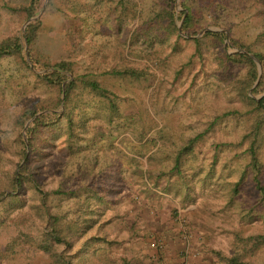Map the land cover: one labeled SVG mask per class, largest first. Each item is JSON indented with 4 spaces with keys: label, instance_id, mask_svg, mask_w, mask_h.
<instances>
[{
    "label": "rangeland",
    "instance_id": "1",
    "mask_svg": "<svg viewBox=\"0 0 264 264\" xmlns=\"http://www.w3.org/2000/svg\"><path fill=\"white\" fill-rule=\"evenodd\" d=\"M75 1L72 8L66 0H42L38 13L27 20L42 21L33 48L51 63H70L72 72L57 69L69 79L83 75L109 89L117 96L121 117L111 129L105 124L103 102L77 87L73 93L75 114L78 124L87 129L82 130L85 140L72 151L67 147L65 118L43 128L25 176L32 181H25L16 192L8 190L7 181L19 173V159L13 147L17 130L6 129L4 117L33 106L48 92L11 58H0V91L6 109V113L0 112V191L5 190L0 195V264H227L220 257L232 254L234 232L264 234V222L242 216L256 198L248 182L234 202L227 201L228 182L239 176L245 164L243 145L238 144L244 126L230 117L211 125L227 108L239 106L236 96L214 84V53L248 51L233 45L232 36L252 45L249 53H264V37L256 41L264 32V13L259 12L255 0H244L237 8L231 0L219 8L221 26H202L201 22L193 35L182 32L180 19V34L190 41H180L172 51L173 37L160 41L152 36L149 42L144 34L132 36L134 28L146 26L155 0H123V4L111 0L114 7L105 5L108 0ZM3 2L0 0V39L17 32L33 72L43 73L45 69H35L28 55L23 37L27 21L19 23L17 16L5 12ZM203 2L210 9L213 4L218 7L216 0L183 1L185 6L207 10ZM129 5L136 7L128 10ZM175 10L176 16L186 10L182 0H175ZM209 27L221 29L225 39L222 43L205 40L202 55L191 58L195 51L191 40L209 32L202 33ZM150 51L165 62L160 69H152L147 79L109 74L124 65L146 68V59L134 54ZM189 57L191 62L186 60ZM181 60L186 64L177 74ZM44 112L47 110L37 116ZM133 117L136 120L132 121ZM122 121L130 124L121 126ZM136 122L152 125L146 133L157 140L160 149L156 151L153 143L139 139ZM206 128L183 166L187 183L179 181V190H165V183L173 185L178 179L163 176L157 181L148 158L154 156V165L165 166L176 147ZM85 186L96 191L85 193ZM187 186L191 192L183 198ZM77 189L81 191L75 195ZM12 193L18 197L8 198ZM54 218L60 238L54 233ZM58 256L63 263H58ZM247 260L264 264V253Z\"/></svg>",
    "mask_w": 264,
    "mask_h": 264
},
{
    "label": "trees",
    "instance_id": "2",
    "mask_svg": "<svg viewBox=\"0 0 264 264\" xmlns=\"http://www.w3.org/2000/svg\"><path fill=\"white\" fill-rule=\"evenodd\" d=\"M183 1L184 0H182V5H184L186 10L181 11L178 16L175 15V0H155L152 2V10L145 20L146 26L142 30L140 27L134 28L132 36L136 37L137 35L144 34L146 40L149 42L153 41L152 36H155L160 41H166L170 37H173L175 41L171 44V49L172 51H176L180 46V41H190L189 39L183 38L180 34L177 25L178 20L182 19V32L186 35L195 34L201 22H203L202 26L208 24L221 26L218 20V18L221 17V15H219L221 12L219 8L220 6L226 7L231 0H216L218 7L213 4L211 9L207 3L203 2L204 6H206L205 9L208 7L207 10H209L210 13L209 17H207L209 14L207 10L197 8L194 5L185 6ZM232 1L236 2L237 8L244 0ZM107 2L108 3L105 4L107 7L115 6L111 0ZM255 2L258 4L257 7L259 8V12L264 13V0H255ZM41 3L42 0H28L27 2H10L9 0H4L2 8L5 9V12L7 11L9 14L17 16L20 21L19 23H24L38 13ZM66 3L72 6V8L77 4L75 0H66ZM119 4H123V0H120ZM132 7L136 6L129 5L127 9L132 10ZM226 10L230 11L229 8H226L225 11ZM234 10L235 9L232 8V12ZM132 12L136 15L137 10H133ZM229 14L231 13L229 12ZM74 20L77 21L78 19L74 18ZM41 24L42 21L40 19L28 23L23 37L28 45V55L33 67L35 69H45L43 73L35 74L33 72L31 65L27 62L26 51L23 48V44L17 32L9 33L4 38L0 39V58H11L18 68H22L27 73H32L36 81L48 92V95L39 99L33 106L23 107L14 116L4 117L6 120V129L14 128V130H17V136L13 141V147L19 159V173H15V175L7 181L8 190H13L15 192L21 189L25 181H32L30 176H25L29 171L30 156L39 146L38 139L43 128L53 127L62 118H65L67 147L72 151L75 149L78 142L81 143L85 140L84 136L86 135L82 130L85 132L87 129L82 128L78 124L75 114L77 100L75 101L73 93L77 87H81L85 91L87 90L91 95L98 97L103 102L107 109L105 124L111 129L116 120L121 117L117 96L109 89L102 86L95 79H90L83 75H76L72 79H69L57 69L72 72L73 69L70 63L66 61L51 63L48 59L40 57L35 52L33 45L38 37ZM263 37L264 32L257 35L256 41H260ZM224 39L225 33L217 31H209L200 38L192 39L191 41L195 44V51L191 58L197 54L202 55L205 40H214L215 43H222ZM230 40L233 45L253 52L252 45H245L233 36ZM254 53L262 64V75L259 81L258 65L248 54L242 52L227 53L226 51L214 53V60L216 63V81L214 84L218 87L222 86L227 90L228 94L236 96L239 101V106H230L227 108L221 115L215 117L211 125L222 117L237 119L243 124L244 127L238 144L243 145L242 154L244 155L245 164H243L239 176L228 182V189L226 191L227 201L228 203L234 202L237 194L241 192V186L245 182H248L255 190L256 198L250 206L243 210L244 213L242 216L244 219L261 220L264 222V95L259 99L251 95L264 94V53L262 51H254ZM134 56L137 58L144 57L148 66L143 69H138L124 65L120 68L111 69L109 74L131 80L147 79L152 69H160L165 62L164 58L153 51L146 52L145 54L136 53ZM191 58L189 57L186 59L189 60L187 62H191ZM186 60H181L179 63L177 74L184 68ZM63 94L64 103L62 104ZM3 95L4 93L0 91V99L2 98V100H0V110L2 111L0 112L2 114L6 113ZM45 110H47V112L41 113L28 123L37 112ZM56 110H62V113H57ZM134 120H136L135 117L132 118V121ZM129 124L128 122H121V126H128ZM134 125L139 126V122H136ZM151 126L152 125L148 122L145 127L141 124L138 129L135 128L134 130H138L139 139L145 141L146 144L153 143L157 151L160 149L157 140L146 133V130ZM208 129L209 128H206L204 131L186 139L181 145L176 147L172 153L167 156L168 161L165 166H162V163L154 165V156L148 158V163L150 161L152 165L151 169L154 168L157 172V181L163 176L176 177L178 179V183L176 182V184L173 185L169 181L165 183V190L169 191V188L171 189L172 187L179 190L181 187L179 181L187 183V181H185L186 171L183 169V166L191 159L197 143ZM90 142H93V140H90ZM137 158L140 157L137 156ZM147 168H149L148 164ZM83 190L86 191L85 193H93L96 191L89 186L83 187ZM4 191V189L1 190L0 195H3ZM80 191V189H77L74 194L78 195ZM190 192L191 190L187 186L183 198L189 196ZM42 195L45 194L43 193ZM17 197L18 195L15 193L8 196V198L11 199ZM54 222V233L57 238H60L61 231L57 225L56 218H54ZM260 251L264 253V234L241 235L238 232H234L233 252L230 256L220 257V260L227 264H250L247 258L255 256ZM57 258L58 263H63L62 257L58 256Z\"/></svg>",
    "mask_w": 264,
    "mask_h": 264
},
{
    "label": "water",
    "instance_id": "3",
    "mask_svg": "<svg viewBox=\"0 0 264 264\" xmlns=\"http://www.w3.org/2000/svg\"><path fill=\"white\" fill-rule=\"evenodd\" d=\"M31 20H29V21H27L26 22V24L27 23H29ZM217 31V32H221L222 30L221 29H219V28H213V27H209V28H206V29H204L203 30V32L202 33H204L205 31ZM179 31H180V33H182L181 32V24H179ZM234 52H242V53H246V54H248L255 62H256V64L258 65V72H259V75H258V81H259V79H260V77H261V75H262V69H261V62H260V60L255 56V55H253V54H251V53H249L248 51H246V50H244V49H236ZM257 81V82H258ZM264 94H262V95H260L257 99H259L260 97H262ZM39 113H37L34 117H36L37 115H38ZM33 117V118H34Z\"/></svg>",
    "mask_w": 264,
    "mask_h": 264
},
{
    "label": "crops",
    "instance_id": "4",
    "mask_svg": "<svg viewBox=\"0 0 264 264\" xmlns=\"http://www.w3.org/2000/svg\"><path fill=\"white\" fill-rule=\"evenodd\" d=\"M124 264V263H123ZM125 264H127V263H125Z\"/></svg>",
    "mask_w": 264,
    "mask_h": 264
}]
</instances>
